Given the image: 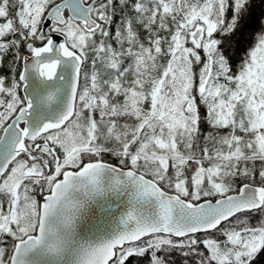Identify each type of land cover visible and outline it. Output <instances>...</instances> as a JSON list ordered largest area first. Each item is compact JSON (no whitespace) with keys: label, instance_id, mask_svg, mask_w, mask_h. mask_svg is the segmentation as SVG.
Returning a JSON list of instances; mask_svg holds the SVG:
<instances>
[{"label":"snow or ice","instance_id":"1","mask_svg":"<svg viewBox=\"0 0 264 264\" xmlns=\"http://www.w3.org/2000/svg\"><path fill=\"white\" fill-rule=\"evenodd\" d=\"M0 264H264V0H0Z\"/></svg>","mask_w":264,"mask_h":264}]
</instances>
